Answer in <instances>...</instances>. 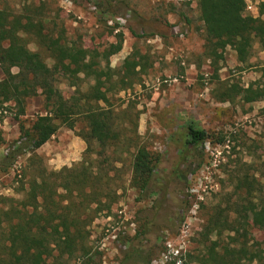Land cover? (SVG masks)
<instances>
[{
  "label": "rangeland",
  "instance_id": "rangeland-1",
  "mask_svg": "<svg viewBox=\"0 0 264 264\" xmlns=\"http://www.w3.org/2000/svg\"><path fill=\"white\" fill-rule=\"evenodd\" d=\"M262 1L246 0L244 17H259ZM0 9L24 21L41 22L48 43L59 41L91 52H104L122 33V50L109 58L112 82L83 75V80L74 82L61 76L56 99L77 97L76 89L106 92L112 103L121 104L120 111L138 122V143L160 159L156 193L145 197L130 186L132 156L125 154L116 164L117 185L122 187L119 198L97 214L89 227V255L73 264H209L213 247L218 253L257 247L263 233L250 213L238 243L233 244L229 237L234 234L229 232L207 237L211 216L226 207L227 195L234 191L232 180L248 174L264 183V98L246 103L236 94L249 87L264 89V50L257 37L248 62H240L231 47L222 52L221 60L211 61L205 53L197 0H0ZM24 37L29 48L38 51L35 36ZM126 59L140 61L142 70L137 68L127 78L131 88L109 92L111 83L122 87ZM47 63L54 62L48 58ZM45 103L44 96L29 98L24 115L18 114L13 102L3 105L0 161L21 138L22 127L31 129L36 118L46 114ZM58 123L57 133L41 148L27 151L11 167L0 164V197L22 200V187L28 188L34 174L42 169L59 171L83 160L87 149L79 136L85 128L83 117L76 118L73 129ZM189 123L214 137L227 134L229 146L208 143L183 161V133ZM135 144H130L132 153ZM75 154L81 155L79 161H73ZM177 168L182 170L179 179Z\"/></svg>",
  "mask_w": 264,
  "mask_h": 264
},
{
  "label": "trees",
  "instance_id": "trees-1",
  "mask_svg": "<svg viewBox=\"0 0 264 264\" xmlns=\"http://www.w3.org/2000/svg\"><path fill=\"white\" fill-rule=\"evenodd\" d=\"M197 1L208 59L221 60L222 52L231 47L240 62H248L256 37L264 50V1L259 5V17L254 19L244 17L246 0ZM24 35L35 36L38 51L29 48ZM46 39L41 22L24 21L0 9V69L5 75L0 80V109L13 102L19 108L18 114L24 115L29 98L44 96L46 102V114L38 116L31 129L22 127L21 138L0 164L11 167L27 151L34 152L48 143L61 126L58 121L73 129L79 117L85 120L79 136L87 143V149L83 160L71 167L59 171L42 169L34 174L28 188L22 187V200L0 197V264H73L86 258L90 251V225L98 213L111 208L119 198L118 190L122 187L117 185L116 164L123 162L125 154L132 156L130 186L142 197L156 193L154 178L160 174L159 157L138 143V122L120 111L121 104L112 103L106 92L76 89L77 97L56 99V82L61 76L74 82L83 80L81 75L84 79L112 82L109 58L122 50L123 34H118L117 43L104 52H91L59 41L48 43ZM48 58L54 62L52 65L47 63ZM123 67L127 77H121L122 87L111 83L109 92L131 88L133 84L127 78L134 76L137 68L142 70L143 65L138 60L126 59ZM15 68L18 73H13ZM232 90L234 87L229 91ZM230 92L227 98L232 97ZM236 94L251 103L264 98V89L249 87ZM230 142L227 134L214 137L189 123L183 133V161L204 150L208 143L227 147ZM130 144H135L133 153ZM175 175L181 178L182 170L177 168ZM232 182L234 191L227 195L230 196L226 207L211 216L207 237H222L229 232L234 234L229 237L233 244L238 243L239 235L246 233L245 220L250 213L263 233V240L253 250L241 246L218 253L213 247L209 264H264V183L257 175L248 174ZM233 214L236 217L231 219Z\"/></svg>",
  "mask_w": 264,
  "mask_h": 264
},
{
  "label": "crops",
  "instance_id": "crops-1",
  "mask_svg": "<svg viewBox=\"0 0 264 264\" xmlns=\"http://www.w3.org/2000/svg\"><path fill=\"white\" fill-rule=\"evenodd\" d=\"M79 147H81L82 148V152L83 151H85V147H84V144H83V142L81 141L80 143H79ZM71 156H72V154H71ZM80 157H81V155L80 154H75L74 155V159H73V161H76V160H80ZM77 158V159H76Z\"/></svg>",
  "mask_w": 264,
  "mask_h": 264
},
{
  "label": "built area",
  "instance_id": "built-area-1",
  "mask_svg": "<svg viewBox=\"0 0 264 264\" xmlns=\"http://www.w3.org/2000/svg\"><path fill=\"white\" fill-rule=\"evenodd\" d=\"M96 9V8H95Z\"/></svg>",
  "mask_w": 264,
  "mask_h": 264
}]
</instances>
